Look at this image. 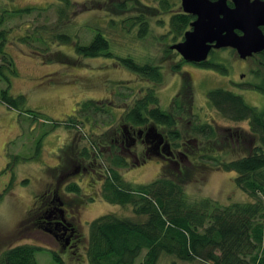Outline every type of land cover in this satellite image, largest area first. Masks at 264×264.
I'll return each instance as SVG.
<instances>
[{"label":"trees","instance_id":"trees-1","mask_svg":"<svg viewBox=\"0 0 264 264\" xmlns=\"http://www.w3.org/2000/svg\"><path fill=\"white\" fill-rule=\"evenodd\" d=\"M178 1L103 0L104 4L112 7L110 9L121 12L125 17L120 21L121 25L112 19L110 28L121 26L123 32H136L139 38L149 35L151 19L169 15V34L173 36L174 42L183 40L184 34L190 29V24L194 20L192 15L185 14L182 10L173 11ZM82 4L84 2L56 0L55 4L44 8L26 7L4 10L0 16V26L14 17L31 15L36 11L38 16H41L44 12L57 7L58 21L55 32L54 30L49 32L50 37L46 38L41 31H35L34 36L22 35L15 38L13 44L30 46L36 43L41 44L43 46L39 47L41 50L34 52L41 53L44 56V62L51 64L69 65L80 62L82 59L111 58L117 65L147 81L140 83L142 84L140 90L145 89L143 96L135 99L132 106L124 107L122 121L125 126L123 128L98 133L96 119L100 115L109 113V110L105 105L94 100L78 103L74 115L69 121L64 122L66 129L69 130V140L72 143H70V151L64 154L68 155L66 156L68 159L72 158L73 163L83 162L85 159L102 160V157H106L104 151L111 150L107 153L108 161L107 159L105 162L101 161V165L105 168L102 174L101 197L107 203L131 208L133 214L127 217L108 214L91 223L87 245L89 264H158L162 254L174 256L183 262L264 264V109L259 110L247 104L242 96L225 89H214L208 93V103L224 119L235 123L248 122L250 128L248 137L251 139L249 145L252 147L255 142L253 150L251 149L247 154L229 159V150L219 151L218 148L211 146L216 142H223L224 137L226 138L225 143H231L230 138H232L236 144V140L245 139V136L238 133V130H234L230 135L220 136L214 124L207 122V119L205 122L200 121L194 112V99L191 91L193 85L190 81H185L179 97H176L168 110H164L157 94V86L162 85L166 77L163 64H143L138 63L129 55L125 57L115 55L111 50L112 41L106 32L99 28L92 30L93 36L88 43H80L67 33L66 28L70 26L76 14L74 10ZM97 5L98 2L93 7ZM83 6L86 11L93 8ZM135 28H138L137 31H134ZM15 29L18 33L22 31L21 27ZM13 31L14 28L0 31V81L8 84V88L1 93L0 104L19 110L18 107L23 104L25 97L15 98L9 92L10 78L18 76L15 60L7 51L9 36ZM64 46L69 49H64ZM171 46L166 50L167 56L172 53ZM213 52L215 51L211 53ZM259 57L264 63V52ZM187 64L188 62L180 59L172 66V72L182 73L183 65ZM202 66L223 72L221 69L223 65L211 59ZM257 87L254 88L264 94V84ZM185 113H189L190 117L196 119L192 120L191 125L189 122H183L182 129H180L179 118L182 117L184 120ZM29 118L47 121L39 112H31ZM87 125L92 126L93 135L85 129ZM152 126L167 131L175 149H180L183 143H188L186 148L193 149L188 153L191 161L189 165L178 170H175L169 163L163 162L160 175L153 182L133 184L126 181L120 172L128 167L127 158L122 151L128 149L129 142H123L122 133L125 128L131 131H147ZM55 127L57 123H53V128ZM228 131L231 132V130ZM185 134L201 139L198 140L197 147H194V141L189 143L191 142L189 137V142H184ZM109 135L112 137H108ZM204 162H210L211 167L205 163L210 168L236 173V184L248 193L251 202L223 205L210 198L189 196L186 192L188 184L186 182L189 181L188 178L194 169ZM10 173H12V178ZM7 175H10L11 179L4 191L0 193V202L14 188L15 178L11 167L0 173V177H7ZM81 190L82 187L77 183L66 184L65 193L78 195ZM54 192L48 188L47 194L44 193L38 197L31 223H34V215L39 213L41 202L43 203L47 196L54 195ZM20 244L4 250L0 264H38L36 253L46 249L28 243ZM49 252L55 262L64 264L62 256L56 251ZM142 255V261L138 263Z\"/></svg>","mask_w":264,"mask_h":264},{"label":"rangeland","instance_id":"rangeland-1","mask_svg":"<svg viewBox=\"0 0 264 264\" xmlns=\"http://www.w3.org/2000/svg\"><path fill=\"white\" fill-rule=\"evenodd\" d=\"M118 1L123 2V0ZM74 2H84L74 10L76 14L73 16L70 26L66 28L67 33L72 35L74 40H78L80 43H88L93 36L92 30L99 28L104 30L112 41L111 50L115 55L121 57L129 55L138 63L143 64H163L166 69L165 81L162 85L157 86V94L162 109L168 110L176 97H179L185 81H190L193 85L191 91L196 117L202 122L207 119V122L214 124L220 136L230 135L234 130H238V133L245 136L244 141L238 139L240 142L236 144L232 142L231 138V143H225L224 139L226 138L224 137L223 142H216L211 147L218 148L219 151L229 150V159L243 156L254 148L255 142L252 147L249 145L251 139L248 137L250 131L248 122L235 123L224 119L208 103V93L214 89H225L242 96L247 104L263 110L264 94L252 87L264 84V77H262L264 76V63L260 62V57L244 61L232 49L214 50L215 52L210 54L209 60L211 59L218 64L221 63L223 72L203 67L198 68L188 63L182 67L183 74H174L172 66L178 63L181 57L177 56L176 51H171L172 53L167 56L166 50L181 40L174 42L173 36L169 34V15L162 18L161 15L151 19L149 21V35L145 38H139L136 32H123L121 26L110 28L112 19L121 25L120 21L125 17L121 12L110 9L112 7L109 4H104L103 0H96L98 5L95 7H93L96 4L94 0H74ZM55 3L56 0H0V16L4 10L26 7L44 8ZM83 5L93 8L86 11ZM181 10V0H179L173 11ZM57 21L56 7L44 12L41 16H38L36 11L31 15L14 17L0 26V31L14 28L9 36L10 42L7 51L15 60L18 76L10 78L9 92L15 98L25 97L23 104L18 107L19 110L10 109L4 104H0V173L11 167L15 178L13 191L0 202V258L2 252L7 248L17 244L21 245L20 243H28L46 249L36 253L38 264H58L49 252L51 250L62 256L64 264H89L87 245L91 223L108 214L119 217L133 216V214L131 208L110 204L102 199L103 178L97 176L93 178L88 173L89 171H80V173L72 171L74 165L71 161L72 158L68 159L66 157L68 155L64 154L70 151L72 144L69 140V130L66 129L64 122L69 121L70 117L74 115L78 103L94 100L99 101L109 110V113L100 115L96 119L98 127L96 131L98 133L123 128L125 126L122 121L124 107L132 106L135 99L143 96L145 89L140 90L142 85L140 83L147 81L117 65L115 60L111 58L82 59L80 62L69 65L51 64L44 62V56L41 53L34 52L41 50L39 48L43 47L41 44L36 43L31 46L13 44L15 38L22 35L34 36L35 31H41L46 38L50 37L49 32L52 30L55 32ZM16 27H21L22 31L18 33ZM137 29L135 28L134 31ZM63 48L69 49L65 46ZM70 54L74 55L73 53ZM242 75L244 76L242 77ZM7 88L8 84L5 81H0V96L2 91ZM31 112L41 113L47 121L30 119L29 114ZM194 119L196 118L189 117L185 113L179 128L183 122L192 124ZM53 123H57V127L53 128ZM85 129H88L90 135H93L91 125H87ZM159 130L165 131L162 128ZM108 137H112V135ZM189 140L193 141L192 138ZM170 142L173 144V141L170 140ZM141 149L142 147L134 148V151L138 153ZM180 149L182 151V148ZM108 152L111 150L108 149ZM108 152L104 151L106 157H100L102 160H97L101 168L102 162H105L106 159L108 161ZM122 153L127 158L128 167L120 170V172L126 181L133 184L153 182L160 175L162 163L165 162L153 158L140 164V159L138 161L137 159L132 160L127 152L122 151ZM183 159L189 165L190 157ZM85 160L86 162L89 161V159ZM178 161L181 162L180 159ZM79 163L86 164L85 162ZM205 163L208 166L211 165L210 162H204V164L197 166L188 178L189 181L186 182L188 183L186 192L189 196L192 198H210L223 205L251 202L248 193L236 184V173L213 169ZM103 169H105L104 165ZM64 171L67 172L68 176L61 180ZM10 175L12 178V173ZM10 175L0 177V193L9 184ZM59 181L60 190L64 192L66 184L77 183L82 187L78 195L69 194L79 213L75 226L80 243L79 248L74 252L63 249L53 235L36 225L37 214L34 215V223H31L33 209L37 205L35 204L36 200L48 192V188L55 191ZM142 258L143 255L137 262L140 263ZM158 264L210 263L183 262L174 256L162 254Z\"/></svg>","mask_w":264,"mask_h":264},{"label":"water","instance_id":"water-1","mask_svg":"<svg viewBox=\"0 0 264 264\" xmlns=\"http://www.w3.org/2000/svg\"><path fill=\"white\" fill-rule=\"evenodd\" d=\"M181 7L195 17L183 40L171 46L185 62H207L214 50L232 49L241 60L264 52V0H181ZM148 133L163 145L154 127Z\"/></svg>","mask_w":264,"mask_h":264},{"label":"flooded vegetation","instance_id":"flooded-vegetation-1","mask_svg":"<svg viewBox=\"0 0 264 264\" xmlns=\"http://www.w3.org/2000/svg\"><path fill=\"white\" fill-rule=\"evenodd\" d=\"M230 5L232 6L231 3ZM177 55L180 56L178 53ZM259 56L260 54L254 55L246 60L257 58ZM180 59H182V57ZM205 63L206 62L201 64H193V63L190 64H192L195 67L202 68L203 67L202 65H204ZM243 76L244 75H242V77ZM253 87L258 88L257 86H253ZM259 93L262 94V92L260 91ZM181 121H182V117L179 118L178 125L181 123ZM152 127H154L157 130V132L164 138V143L161 147H157V142L154 140L153 135L152 134L149 135L148 129L150 127L147 129V131H143V130L131 131L129 128L124 129V132L122 133L123 142L124 141L129 142V144L127 145L128 149H125L124 151H127V154L130 157V159L132 160L137 159V161L140 159L139 160L140 164L142 162L145 163L147 159H153V158L162 159L163 161L169 163L175 170L187 166L188 162H186L183 158H187L188 153L193 150L192 148H186L188 143H183L182 151L181 149H175L173 147V144L170 142V138L167 131H160L159 128H156L155 126ZM164 132H166L167 134H165ZM185 136L186 137L184 139V142H189L188 137L192 138V140L195 143L194 147H197L198 142L201 140L199 139V137H195L192 135L185 134ZM240 140L244 141L245 139H240ZM193 141L189 143H193ZM232 142L235 143L234 140H232ZM239 142H240L239 140H236V143ZM167 143L170 145V149L165 147ZM138 147H142V149L140 150V152L136 153L134 151V148L136 149ZM178 159H180L181 162H179ZM84 162L86 164H80L79 162L74 163L72 171L74 170L78 173H80V171L81 172L89 171L88 173H92L93 178L94 177L96 178V176L102 178L103 166L101 165L102 166L101 168L98 165L97 160L89 159L88 162H86L85 160L82 163ZM137 163L139 164V162ZM65 176H68V174L67 172L65 173L64 171L61 175V180H63ZM58 183L59 184L54 192V195L47 196V198L43 200V203L41 202L40 205L41 209L39 208L38 211L39 213L37 214L36 225H38L39 228L47 231L49 234L53 235L56 241L59 242V244L62 246L63 249H66L67 251H74L79 248V243H80L79 235L77 234V229L75 226L78 221L79 213L76 210L75 207L76 204L71 198V196L69 194L67 195V193H65L63 190H60V181ZM53 196H54V200H53Z\"/></svg>","mask_w":264,"mask_h":264},{"label":"crops","instance_id":"crops-1","mask_svg":"<svg viewBox=\"0 0 264 264\" xmlns=\"http://www.w3.org/2000/svg\"><path fill=\"white\" fill-rule=\"evenodd\" d=\"M92 175V173H90ZM93 177V176H92Z\"/></svg>","mask_w":264,"mask_h":264}]
</instances>
